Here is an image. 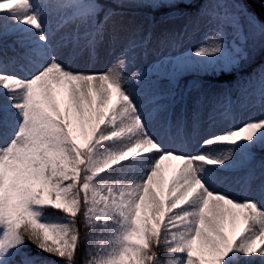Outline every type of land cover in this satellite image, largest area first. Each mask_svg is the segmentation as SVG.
<instances>
[{
    "label": "snow or ice",
    "instance_id": "1",
    "mask_svg": "<svg viewBox=\"0 0 264 264\" xmlns=\"http://www.w3.org/2000/svg\"><path fill=\"white\" fill-rule=\"evenodd\" d=\"M181 3L191 0H0V41L14 36L12 50L23 49L0 51V264H264V161L259 176L250 167L253 150L264 151V111L237 121L231 101L213 104L209 119L231 123L190 150L185 118L172 121L185 94L158 91L144 72L125 75L152 34L118 24L120 9ZM204 5H214L215 34L169 59L174 72H231L264 48V23L247 9ZM105 37L123 41L111 67H73ZM256 83L244 95L264 105V71ZM201 106L197 97L194 132ZM237 167L249 168L242 197L219 187L227 178L218 173ZM29 243L36 253L24 251Z\"/></svg>",
    "mask_w": 264,
    "mask_h": 264
},
{
    "label": "rangeland",
    "instance_id": "2",
    "mask_svg": "<svg viewBox=\"0 0 264 264\" xmlns=\"http://www.w3.org/2000/svg\"><path fill=\"white\" fill-rule=\"evenodd\" d=\"M117 22L124 27H131L132 25H143L144 33L149 31L151 26V37L155 36V39H150L147 44L146 49L137 50L134 55H132L129 59L127 67L125 69V75L130 76L132 73L137 72L141 65L145 62H149V74H155L156 78L150 77L152 83L156 86L157 90L162 93H167L170 91L169 87L173 85V83L178 80L180 77L190 74H211L216 75L219 74V71L213 73L203 72V71H193V70H185L174 72L173 68L167 61L171 58L180 57L182 55H186L190 50L198 47L201 43L206 41L207 37L214 36L215 29L217 27L216 21L209 18L206 13L195 14L194 17H191L188 22H166L155 23L152 24L149 22L148 18L142 15H123V17H117ZM51 18H49V23L45 25L46 29L49 26H54L50 24ZM131 22V23H130ZM169 32L178 34L175 37L174 43H166L164 45H160L156 38H159L162 33ZM125 35L122 31L121 36ZM195 37L193 42L194 47H187L189 43L190 37ZM123 41H117L116 43H112L110 40L102 43L100 45V49L102 53L97 56V59H90L89 54L85 51L78 59H76L73 67L78 69H90L92 71H104L107 70L108 67H111L120 56V53H115L116 48L122 46ZM185 47L183 49H177L173 51L177 47ZM0 47H10L8 39H4L0 41ZM163 48H172V52L168 56H163L157 61L153 62L150 58L154 57V54H157ZM96 66H101L100 68H96ZM159 69L158 71L156 69ZM143 84L137 85V90L143 87ZM241 91L237 92L234 96H232L231 92H227L226 88L218 87V86H209L207 83H202L199 86V91L193 92L190 97L183 104H176L174 109V122L175 124L178 117L183 116L186 120V124L184 126V134L187 139H192L193 146H191L190 150L198 149L199 145L197 144V140L200 136L205 135L208 131H218L222 127H226L230 121H222L219 117L215 120L209 119V113L211 112L212 106L215 103H228L231 101L233 111L236 115L237 121L242 118H247L249 116H257L260 114L259 109L264 111V105H262L257 97V100L254 101V97H247L245 99L244 105L239 104V97ZM199 97L202 101L201 106V114H200V123L198 130L196 132L193 131L192 125V113H193V101ZM204 126V131H201ZM151 128V126H150ZM175 132V129H173ZM191 142V143H192ZM225 148L227 146H224ZM206 151L212 149H204ZM219 150V149H218ZM243 171H239L236 174L232 175L228 174L226 171L219 172L218 175L221 177H226L227 179L219 185L223 190L229 191L233 196L240 197L239 192L241 189V181L246 176L243 174ZM170 174V171H169ZM254 183H259V181H255Z\"/></svg>",
    "mask_w": 264,
    "mask_h": 264
},
{
    "label": "trees",
    "instance_id": "3",
    "mask_svg": "<svg viewBox=\"0 0 264 264\" xmlns=\"http://www.w3.org/2000/svg\"><path fill=\"white\" fill-rule=\"evenodd\" d=\"M248 7H249V10L252 11L260 21H264V9H261L260 5L252 3ZM242 17H243L246 28H248L246 19L244 18V16H242ZM256 48L258 49V50H256V55L253 56V53H252L253 50L250 52L251 60L249 61V63H252L254 61V59L260 60V58L264 57V48L260 47L259 45H257ZM226 76L229 77V75H226ZM24 251L36 253L37 250L35 249V247L33 245H31L29 243L27 245V247L24 249ZM82 256H83V250H81V253H80V255H78L77 259L80 260L82 258ZM17 259H19V257H17Z\"/></svg>",
    "mask_w": 264,
    "mask_h": 264
}]
</instances>
